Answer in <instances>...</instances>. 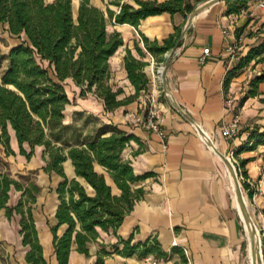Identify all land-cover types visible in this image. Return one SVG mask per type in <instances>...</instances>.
Segmentation results:
<instances>
[{"label":"crops","instance_id":"1","mask_svg":"<svg viewBox=\"0 0 264 264\" xmlns=\"http://www.w3.org/2000/svg\"><path fill=\"white\" fill-rule=\"evenodd\" d=\"M156 1L160 3L165 0ZM206 1L209 0H192L191 3L195 8ZM260 1L249 0L246 9L230 15L226 14V9L235 0L217 2L196 16L186 29L189 15L185 19L180 14L149 16L141 20L137 28L113 23L124 46L115 53L118 54L116 69L112 68L111 63L114 56L110 59V84L123 90L118 100L133 95L134 88L127 80L123 67L126 49L139 59L133 49L134 41L143 48L139 34L149 41L161 43L180 29V37L173 48L166 72L168 88L177 104L200 126L216 149L224 156L231 157L245 177L256 185L255 197H246L247 209L256 228L264 234V173L261 171L264 142L255 148H250L251 142L247 144L253 132H264V82L257 85L253 96L248 94L250 81L264 71V61H252L239 70H233L239 59L264 37V9L257 7ZM120 3L137 7L134 0H120ZM236 30L239 31L238 36ZM229 45H236L238 49L232 57L225 52ZM205 48L209 49L210 55L201 61ZM143 61L148 62L145 58ZM4 64L5 69V61ZM228 98L232 99L229 110L225 108ZM95 100L96 111H91L94 117L103 123L113 124L137 139L126 146L123 159L131 162L136 175L151 172L153 176L135 185L142 187L145 194L125 217L116 234L99 231L97 241L88 246V257L76 252L75 246H72L68 264H94L101 244L109 249V245L116 243L118 238L127 239L130 236L133 237V244L155 237L162 250L170 255L168 259H159L160 264H186V260L190 264H244V234L248 264H252L248 234L237 209L232 179L225 164L202 140L193 125L161 98L159 100L167 105H164L159 120L164 136L160 138L132 120L139 113L142 95L112 112H106L102 102L96 97ZM235 116L239 119L238 133L232 139H224L220 131ZM8 133L9 145L15 156H6L1 145L0 156L6 163L13 160L21 165L22 170L15 171L21 175L23 170L34 168L29 167L33 156L29 161L20 156L13 131L9 129ZM241 147L246 148L237 152ZM36 149L40 150L41 155V148ZM8 167L11 174V165ZM64 172L68 178L73 177L69 161L64 163ZM54 176L57 177L52 175L51 179ZM57 178L55 186L49 189L52 191L49 198L42 196V188L32 210L47 264H57L49 228L56 224L54 214L58 201L53 189L60 180ZM0 214V242L9 258L8 264H27L25 254L28 248L22 245L16 220L8 221L3 211ZM64 230L65 226H61L57 234L61 235ZM174 248H178L179 252L173 253ZM183 251H186V255ZM154 258L112 254L105 258L104 264H150Z\"/></svg>","mask_w":264,"mask_h":264},{"label":"trees","instance_id":"2","mask_svg":"<svg viewBox=\"0 0 264 264\" xmlns=\"http://www.w3.org/2000/svg\"><path fill=\"white\" fill-rule=\"evenodd\" d=\"M191 1L134 0L137 7H132L116 0L110 5L118 11L107 9L104 13L90 0H78L74 17L72 0H0V24L19 40L1 56L6 67L0 74V145L6 156H15L9 145L8 130L11 129L18 154L27 161L34 156L36 148H41L43 166L31 173L37 175L41 171L49 180L52 175L60 179L53 189L58 201L54 214L56 224L49 227L57 264H68L72 246L88 257V246L97 241L99 231L116 234L145 194L142 187L135 185L153 176L151 172L136 175L131 162L122 157L130 141H137L134 136L81 112L75 113L71 124L64 122V111L70 100L63 82L71 80L80 89L81 97L95 96L106 112L130 104L149 88V79L144 73L147 63L142 58L150 54L156 62H163V55L173 50L181 31L176 29L161 43L139 34L143 48L138 42L133 43L139 59L129 49L123 59L126 78L135 92L118 100L123 90L110 84V59L124 42L120 33L107 32V24L112 21L137 28L141 20L163 13L180 14L186 19L194 8ZM248 1L235 0L228 4L226 14L246 9ZM235 34L238 36L239 31ZM252 61H264V37L239 59L233 70ZM262 82L264 71L250 81L248 94L253 96ZM78 120L81 125L77 124ZM249 142L250 148L261 144L264 132H253ZM66 161L73 168L74 178H68L64 172ZM245 187L242 183V188ZM41 191L42 187L29 176L14 179L9 173H0V210L8 221L16 220L22 245L28 248L27 264H47L32 214ZM13 195H16L14 201ZM61 226L65 230L58 235ZM132 238H118L109 249L101 244L94 264H104L105 258L112 254L164 260L170 257L155 237L134 244ZM172 252L179 250L174 248Z\"/></svg>","mask_w":264,"mask_h":264},{"label":"rangeland","instance_id":"3","mask_svg":"<svg viewBox=\"0 0 264 264\" xmlns=\"http://www.w3.org/2000/svg\"><path fill=\"white\" fill-rule=\"evenodd\" d=\"M112 1H116V0H90L91 4L93 6L99 8L104 13H106L107 9H110V10L116 12V10H117L116 7L113 5H110V3ZM77 6H78V0H72V12L74 14V17H75V13L77 10ZM114 27H115V25L112 23V21L109 22L107 24V32L108 33L114 32L115 31ZM6 29H7L6 26H3L0 24V74L4 70V66H5L4 61L1 59V56L4 55L5 53H7V51L9 50L10 47L14 46L15 44H17L19 42V40L16 37L9 35L7 33ZM117 57H118V54H115L111 60V63L113 64L112 68H115V69H116L115 64L117 61ZM144 58L148 60V62L145 61L147 63V65L144 67V73L149 79L150 75H149V73L147 74V72L145 70H146V67H149L151 65V61L147 57V55H145L142 58V61ZM153 63H154V65H153L154 68H156V67H158L157 65L160 62H156L155 59L153 58ZM63 86H64V90H65V92H66V94L70 100V104L66 106L65 111H64V115H65L64 122L66 124H71L73 122V118L75 117V113H77V111H84L82 113L85 115L95 116V114H93L91 112V111L95 112L96 111L95 107H97V105H96L97 103H96L94 96H92L91 94H88V95H85L84 97H81L80 96V89L78 87H76L71 81L63 82ZM140 95H142V93H140ZM161 98H164V96L162 95ZM164 99L167 100L168 103L171 104L170 99H168L167 97ZM77 124L81 125V121L78 120ZM15 162L13 160H11L10 163H6L3 159V156H0V171H5V173H8V168H9L8 165L10 164L12 172L9 175L12 178L19 179V177H21V176H29V177L35 179L37 184L43 188L42 196H47L49 198V196L52 192L49 189H50V187L55 186V182L57 181L58 178L54 176L50 181L48 179V177L41 171H39L37 173V175H34L31 173L34 170H39L43 166V161L41 159L40 150L36 149L35 154L32 158V161L29 164V167H34V168H31V170H23L24 172H21V175L15 171L17 170L18 172H20L22 170V167H21V165L15 163ZM15 196L16 195H13V201L15 200ZM0 213H1V211H0ZM259 234H260V239H261L262 264H264V234L261 231H259ZM244 239H245V246H244V251H243V260H244V264H248L247 240H246L245 234H244ZM5 254H6L5 247H4L3 243L0 242V264H8L9 258L6 257Z\"/></svg>","mask_w":264,"mask_h":264},{"label":"built area","instance_id":"4","mask_svg":"<svg viewBox=\"0 0 264 264\" xmlns=\"http://www.w3.org/2000/svg\"><path fill=\"white\" fill-rule=\"evenodd\" d=\"M257 7L259 9H264V0L257 3ZM225 33V32H224ZM236 45H229L225 48V52L228 53L231 57L234 56L237 52ZM169 53H165L163 55V62H160L156 67L154 68V71L156 72V75L154 74V71L151 72V75L149 77V88L147 92H142V102L139 106V113L134 115L132 117V120L134 123L143 126L144 128L148 129L149 131H152L153 133H156L160 138H163V132L160 128L159 120L161 117L162 109L164 105H167L166 103L161 102L159 99L163 95L164 98L170 99L169 96H166L162 91V85H161V74L158 77V71L159 69H163L165 60L167 59ZM209 49L205 48L202 51V57L201 61H204L205 57L209 56ZM147 57L151 61V65H154L153 63V57L150 54H147ZM150 65V66H151ZM168 103V102H167ZM171 105L170 103H168ZM232 106V99L228 98L225 101V108L229 110ZM239 128V119L237 116H235L232 121L226 125L225 127H222L220 134L224 139H232L234 138L238 133ZM165 148V146H164ZM231 162L234 164L235 168H237V175L239 182L242 186V183L246 185L245 189L242 187V193L245 197L248 196V193H252L251 196L255 197L257 193V187L256 185L249 180L248 178L244 177L241 174L240 169L238 168L235 161L229 157ZM262 173H264V165L261 167ZM186 255V251H183ZM159 259H151L150 264H160ZM186 264H190L189 260H186Z\"/></svg>","mask_w":264,"mask_h":264},{"label":"water","instance_id":"5","mask_svg":"<svg viewBox=\"0 0 264 264\" xmlns=\"http://www.w3.org/2000/svg\"><path fill=\"white\" fill-rule=\"evenodd\" d=\"M224 0H209L206 1L203 4H198L193 11L189 14L187 21H186V26L185 29L189 26V24L193 21V19L198 16L201 12H203L204 10H206L208 7H210L211 5L217 3V2H221ZM174 50H172L169 54L167 59L165 60L164 63V71L161 74V85H162V91L166 96L170 97V101L172 106L189 122L193 125V127L195 128V130L197 131L198 135L201 138H205L206 140H204V142L208 145L209 148L212 149V151L221 159V161L225 164L229 176L232 179V183H233V191H234V195H235V199L239 208V211L241 213V215L243 216L244 221H246L248 224L251 225L252 228V233L250 234V243H251V248H252V256L253 259L255 258V241H254V237L255 234L259 233L256 232V227L252 221V218L250 217L249 213H248V209H247V200L246 197L243 195L242 193V188H241V184L239 182L238 179V175H237V170L234 166V164L231 162L229 157L224 156L223 154H221L216 147L214 146L212 140L206 135V133L200 128L199 125H197L195 123V121L177 104L173 94L171 93V91L168 88L167 85V80H166V72L170 63V60L173 56ZM203 140V139H202ZM75 175L73 174L74 178ZM106 180L109 184L112 185L111 180L106 177ZM113 187V191H116L115 187L112 185ZM258 244L259 246H261V239L258 240Z\"/></svg>","mask_w":264,"mask_h":264},{"label":"bare ground","instance_id":"6","mask_svg":"<svg viewBox=\"0 0 264 264\" xmlns=\"http://www.w3.org/2000/svg\"><path fill=\"white\" fill-rule=\"evenodd\" d=\"M146 71L151 75V72L154 71V66L151 65V66L147 67ZM163 71H164V69H159L158 77L160 76V74ZM154 74L156 75L155 71H154ZM202 139H203V141L206 140L204 137ZM235 201H236V199H235ZM236 205H237V202H236ZM237 209H238L239 215H240V217L242 219L245 233L247 232V234H248V236L247 235L246 236H247V239H248V246H249L248 248H249L250 260L252 261V264H262V250H261V246H259V244H258V240L260 239V234L256 233L255 237H254V241H255V258L253 259L252 248H251V243H250V234L252 233V228H251L250 224H248L246 221H244L243 216L241 215V213L239 211L238 205H237ZM256 232H258L257 228H256Z\"/></svg>","mask_w":264,"mask_h":264}]
</instances>
